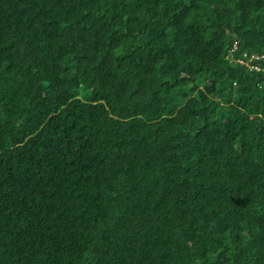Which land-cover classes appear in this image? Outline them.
I'll list each match as a JSON object with an SVG mask.
<instances>
[{
  "label": "trees",
  "instance_id": "trees-1",
  "mask_svg": "<svg viewBox=\"0 0 264 264\" xmlns=\"http://www.w3.org/2000/svg\"><path fill=\"white\" fill-rule=\"evenodd\" d=\"M0 264H264V0H0Z\"/></svg>",
  "mask_w": 264,
  "mask_h": 264
},
{
  "label": "built area",
  "instance_id": "built-area-1",
  "mask_svg": "<svg viewBox=\"0 0 264 264\" xmlns=\"http://www.w3.org/2000/svg\"><path fill=\"white\" fill-rule=\"evenodd\" d=\"M258 58H259V56L252 54V55H250V57L248 58V60L246 62L242 61L241 59H239V62L240 63H247V64H249L253 59H258Z\"/></svg>",
  "mask_w": 264,
  "mask_h": 264
}]
</instances>
